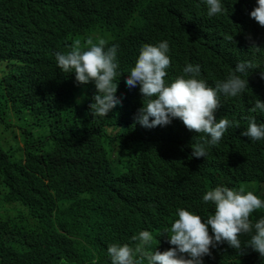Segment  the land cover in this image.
<instances>
[{
    "label": "trees",
    "instance_id": "1",
    "mask_svg": "<svg viewBox=\"0 0 264 264\" xmlns=\"http://www.w3.org/2000/svg\"><path fill=\"white\" fill-rule=\"evenodd\" d=\"M221 4L209 17L205 0H0V264H111L109 244L137 246L133 226L161 224L178 208L206 221L208 190L243 187L264 200V140L241 135L247 117L264 123V112L249 111L264 103V28L250 17L257 0ZM89 37L118 46L122 106L106 117L90 112L94 83L78 85L55 58ZM163 41L173 66L228 77L239 62L253 65L237 73L248 89L221 98L233 126L205 158L191 148L203 134L177 129L182 121L148 129L131 118L143 101L126 76L143 45ZM251 218L264 219V209ZM252 234L239 237L242 247ZM211 252L204 264H264L250 248Z\"/></svg>",
    "mask_w": 264,
    "mask_h": 264
},
{
    "label": "clouds",
    "instance_id": "2",
    "mask_svg": "<svg viewBox=\"0 0 264 264\" xmlns=\"http://www.w3.org/2000/svg\"><path fill=\"white\" fill-rule=\"evenodd\" d=\"M205 3L209 17L225 11L221 0H205ZM250 17L264 28V0H257ZM228 39L233 40V37ZM252 48L260 49L255 44ZM117 51V45L109 47L104 39L89 37L84 43L76 39L66 53H56L58 68L64 73H75L78 85L94 83L97 94L89 105L92 116L106 117L115 107L122 106V98L117 97L116 78L123 75L118 72ZM168 53L167 41L141 47L135 66L125 80L129 89L139 85V98L143 101V107L131 118L148 129L168 126L176 119L182 121L183 125L179 124L177 129L185 126L190 132L203 134V142L193 143L191 148L192 157L205 158L209 148L218 145L225 132L233 126L232 121L222 118L221 98H235L248 89V80L237 73L244 74L253 65L251 62H239L228 77H223L221 74L201 72L199 65L173 66ZM167 76L173 82L168 83ZM257 110L264 112V103L259 100L249 109L253 113ZM246 119L249 124L241 135L252 142L264 140V123L258 124L254 117ZM236 126H239L238 123ZM202 199L209 204L211 211L214 209V214L206 221L198 213L178 208L171 220L161 221V224L144 230L133 226L136 234L131 242L138 241L137 246L109 244L106 254L111 264H204V257L212 256L211 249L223 244L241 256L247 254L250 248L264 258V219L253 224L251 218L253 212L264 209V200L243 187L236 190L223 186L208 190ZM126 220L122 223V232ZM253 229L254 234L242 247L239 237L253 233Z\"/></svg>",
    "mask_w": 264,
    "mask_h": 264
},
{
    "label": "rangeland",
    "instance_id": "3",
    "mask_svg": "<svg viewBox=\"0 0 264 264\" xmlns=\"http://www.w3.org/2000/svg\"><path fill=\"white\" fill-rule=\"evenodd\" d=\"M0 70H1V68H0ZM1 190H2V188H0V193H2ZM263 192H264V190L261 192V194H263ZM0 195H1V194H0ZM26 220H27V219H26Z\"/></svg>",
    "mask_w": 264,
    "mask_h": 264
}]
</instances>
